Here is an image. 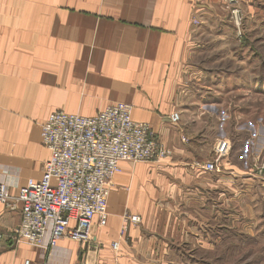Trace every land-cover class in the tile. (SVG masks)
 <instances>
[{
	"label": "crops",
	"instance_id": "obj_1",
	"mask_svg": "<svg viewBox=\"0 0 264 264\" xmlns=\"http://www.w3.org/2000/svg\"><path fill=\"white\" fill-rule=\"evenodd\" d=\"M224 11L223 0H0V182L12 194L42 178L50 157L42 125L54 111L92 116L129 103L133 119L149 123L173 149L163 162H121L107 223L94 221V244L69 238L56 247L17 244L12 234L20 211L0 204V264H166L158 252L180 244L178 216L192 215L187 204L197 201L199 191L219 189L220 182H231L229 188L256 182L248 178L249 168H234L221 179L193 163L219 122L212 106L221 102L210 96L211 84L188 86L183 72L198 55L219 53L234 39ZM194 49L208 50L197 55ZM213 67L212 75L225 73ZM250 85L264 90V75ZM248 99L244 106L251 105ZM174 112L181 116L177 125L170 120ZM125 214L139 215L141 222L124 224Z\"/></svg>",
	"mask_w": 264,
	"mask_h": 264
},
{
	"label": "rangeland",
	"instance_id": "obj_2",
	"mask_svg": "<svg viewBox=\"0 0 264 264\" xmlns=\"http://www.w3.org/2000/svg\"><path fill=\"white\" fill-rule=\"evenodd\" d=\"M223 2L226 8L223 19L231 26L234 39L211 56L200 53L208 49H194L201 55L190 61L183 72V82L188 86H196V82L211 84L214 89L210 96L221 102L212 106L219 122L202 140V156L193 163L202 169L203 164L213 160L218 171L211 173L221 179L231 176L234 168L242 172L249 168L248 178L256 182H235V187L230 188L231 182H220L219 189L211 191L205 187L199 191L197 201L187 204L186 210L192 215L178 216L180 226L183 224L180 244L174 243L172 249L158 252L164 254L162 262L166 264H264V172L260 173L264 165V146L260 149L264 144V90L250 85V81H258L264 75V0ZM235 17L240 20L241 33ZM195 20L198 21L194 18V25H198ZM218 57L221 59L217 60ZM214 65L225 69V73L212 75L209 71ZM228 68L230 74L226 72ZM201 72L204 73L200 75ZM191 88L188 87L189 91L196 92ZM244 98H249L250 106L243 105ZM220 139L231 143V149L223 156L216 152ZM157 140L170 154L150 161L172 158L173 149L158 137Z\"/></svg>",
	"mask_w": 264,
	"mask_h": 264
},
{
	"label": "built area",
	"instance_id": "obj_3",
	"mask_svg": "<svg viewBox=\"0 0 264 264\" xmlns=\"http://www.w3.org/2000/svg\"><path fill=\"white\" fill-rule=\"evenodd\" d=\"M235 23L241 33L238 17ZM180 118V113L174 112L170 120L178 123ZM41 136L50 151L42 178L28 180L17 194L11 193L8 184L0 182V204L20 211V223L12 239L17 244L41 248L56 247L63 238L94 244V221L97 219L99 226L107 223L108 200L113 179L122 171L121 162L158 160L170 154L159 144L151 125L134 120L133 106L124 102L109 105L92 116L54 111L43 123ZM230 149L229 140L217 142L219 156ZM202 169L218 171L213 160L203 164ZM123 222L140 223L141 217L125 214ZM125 231L123 226L121 238ZM2 238L0 233V251ZM119 246L120 240L112 243L115 251ZM24 264L31 262L26 260ZM74 264L87 263L79 260Z\"/></svg>",
	"mask_w": 264,
	"mask_h": 264
}]
</instances>
